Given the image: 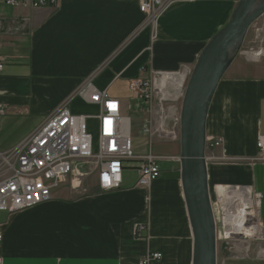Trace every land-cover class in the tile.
Returning <instances> with one entry per match:
<instances>
[{
    "label": "crops",
    "instance_id": "0c3cea01",
    "mask_svg": "<svg viewBox=\"0 0 264 264\" xmlns=\"http://www.w3.org/2000/svg\"><path fill=\"white\" fill-rule=\"evenodd\" d=\"M238 1L163 0L156 14L142 12L141 0H58L36 8L1 5L0 104L6 112L0 123V150L16 147L62 106L74 114L86 115L93 108L98 113L85 96L90 86L121 100L132 132L128 112L136 102L133 80L152 70L193 68ZM235 61L217 87L207 118V136L223 140L212 153L206 150L210 189L212 179L246 183L219 184L218 193L252 192L253 186L262 194L264 224V162L253 161L257 138L264 134V58L246 68L243 60ZM119 85H126L130 95L113 90ZM93 120L96 125L89 129L94 133ZM143 139L147 149L136 146L137 154L151 151L162 157V174L148 188L138 185V162H133L125 168L119 189L102 190L93 171L88 189L86 177L78 182L69 176L53 188L49 201L14 213L1 210V264H142L148 252L162 253L149 264H192L180 140ZM212 155L255 163L211 166ZM220 196L222 202L248 201ZM142 224L146 228L137 235ZM260 244L252 254L224 253L222 264H264V241ZM229 256L236 262L228 263ZM220 259L217 239L218 264Z\"/></svg>",
    "mask_w": 264,
    "mask_h": 264
},
{
    "label": "built area",
    "instance_id": "2783aa9c",
    "mask_svg": "<svg viewBox=\"0 0 264 264\" xmlns=\"http://www.w3.org/2000/svg\"><path fill=\"white\" fill-rule=\"evenodd\" d=\"M57 3L58 0H0V6L12 7L36 8ZM163 4V0H141V11L156 14ZM2 16L0 11V22ZM3 67L4 58L0 55V72ZM192 69L185 68L182 70L184 72L152 70L149 76L131 83L137 108L141 110L142 107L144 115L148 117L142 134L150 140H180L181 103ZM143 72H147V69L144 68ZM164 77L168 79L163 84ZM178 77H182L181 84L176 82ZM87 91V101L98 107L94 117L74 114L67 106H62L16 147L0 150V211L14 213L47 202L52 198L53 188L69 176H74L80 182L93 171L98 172V183L102 190L119 189L123 183L124 170L130 166L129 161L138 162V185L143 188H148L161 176L162 157L151 151L137 154L130 118L123 114L121 100L94 86H90ZM5 112L6 107L0 104V123ZM92 118L97 120V138L89 129L88 121ZM206 143L208 149L216 148L222 145L223 140L207 136ZM256 145L258 154L253 161H264V134L258 136ZM214 158L228 159L226 155H213L209 159ZM261 199L262 194L254 192V201L249 207L252 214L248 219V225L254 232L244 238L264 241ZM212 204L216 216L214 200ZM222 221L223 228L218 230L219 218L216 216L218 241L233 238L231 235L227 238L219 235V232H225L224 219ZM145 228L144 224L139 225L137 235H141ZM161 258V252H148L142 264Z\"/></svg>",
    "mask_w": 264,
    "mask_h": 264
},
{
    "label": "water",
    "instance_id": "95a60500",
    "mask_svg": "<svg viewBox=\"0 0 264 264\" xmlns=\"http://www.w3.org/2000/svg\"><path fill=\"white\" fill-rule=\"evenodd\" d=\"M264 0H239L229 21L201 51L188 78L180 124V175L193 232L192 264L217 263V222L209 183L207 118L217 87L236 59Z\"/></svg>",
    "mask_w": 264,
    "mask_h": 264
},
{
    "label": "rangeland",
    "instance_id": "374dc122",
    "mask_svg": "<svg viewBox=\"0 0 264 264\" xmlns=\"http://www.w3.org/2000/svg\"><path fill=\"white\" fill-rule=\"evenodd\" d=\"M264 47V15H262L257 21H255L252 26L249 28V31L247 33V36L244 40L243 46L240 50V53L238 54V56L236 57V61H244L246 65L244 66L245 68L247 66H254L255 64L252 62H255L254 59L250 58L249 56H251L253 54L254 51L260 49ZM252 53V54H251ZM251 54V55H250ZM255 58H264V54L255 57ZM235 61V62H236ZM249 62V63H247ZM194 67V66H193ZM227 76V75H226ZM225 76V77H226ZM224 77V78H225ZM115 89H119L120 91H123L125 94L130 95V90H128V87L126 85L124 86H115L113 88V90ZM219 98H220V94H219ZM227 105V104H226ZM140 108V107H139ZM142 110V107H141ZM140 109L136 108V102H134V104L132 105V108L129 109V116L132 119V136L134 139V144H135V150L136 152H138L136 146H138L139 149L141 150H146L147 149V145L146 142L143 139V135H142V128L144 125H146L147 123V119L148 117H146L144 115V111H141ZM97 113L96 109H90L88 111V113L86 115L90 116V117H94ZM90 128L94 129L96 123L93 119L90 120V122L88 123ZM97 133L98 131L95 130L94 131V137L97 138ZM211 136V135H210ZM212 137V136H211ZM220 147V146H219ZM219 147L213 148L210 147L209 149L207 148V152L208 153H212L214 149H217ZM213 156V155H212ZM211 156V157H212ZM256 162H264V161H256ZM133 161H129L128 164H132ZM251 163H255L252 162L251 160H241V159H219V158H214L211 161V166H214V164L220 165L225 167V168H230V167H238V166H247V164H251ZM224 173V172H223ZM135 174V173H134ZM92 177V173L88 174L85 178V187L88 189L89 188V180ZM222 184V185H235V186H239V185H246V183H241V182H220V183H214V180L212 179L211 182V193L213 195V199L215 201V206H216V214L219 215V230H222L223 228V221H222V217H223V206H222V198L219 196L217 197L218 191L217 189V185ZM254 192H256V190L254 189V187L252 186V198L254 201ZM21 211V210H20ZM262 241L259 239H255V238H244V237H240V235L235 236L229 240H219L218 241V246H219V251H220V261L219 264H222V256L225 255L224 253H226L227 255H231V254H241V255H245L246 253H250L252 254L255 253L256 250L259 249V246L261 245ZM250 245V249L248 250V246ZM230 262H236V259H234L233 257L228 258V263Z\"/></svg>",
    "mask_w": 264,
    "mask_h": 264
},
{
    "label": "bare ground",
    "instance_id": "6f19581e",
    "mask_svg": "<svg viewBox=\"0 0 264 264\" xmlns=\"http://www.w3.org/2000/svg\"><path fill=\"white\" fill-rule=\"evenodd\" d=\"M262 54H264V47L254 51L251 56L255 58ZM166 79L168 78L164 77L162 79L163 84L166 82ZM176 82L181 84L182 77L176 78ZM218 194L219 196L223 194L225 199L231 201H234L235 197L248 200L246 202H222L224 210L222 219H224L225 222V232L223 234L219 232V235L223 238H227L229 235L232 237L238 235L248 237L252 235L254 230L248 225V219H250V215L252 214L249 209L253 202L252 192H226ZM216 216L219 218V215L216 214Z\"/></svg>",
    "mask_w": 264,
    "mask_h": 264
}]
</instances>
